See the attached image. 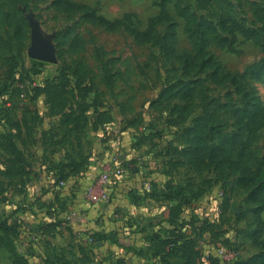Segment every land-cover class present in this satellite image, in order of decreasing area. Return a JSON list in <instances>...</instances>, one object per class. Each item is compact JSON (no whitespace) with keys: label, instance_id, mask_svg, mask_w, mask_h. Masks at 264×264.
Wrapping results in <instances>:
<instances>
[{"label":"rangeland","instance_id":"374dc122","mask_svg":"<svg viewBox=\"0 0 264 264\" xmlns=\"http://www.w3.org/2000/svg\"><path fill=\"white\" fill-rule=\"evenodd\" d=\"M71 1L113 20L131 16L110 31L82 10L58 11L53 0H0V221L18 231L12 244L32 264H204L202 248H209L206 258L238 264L263 252L264 208L257 209L264 192L255 199L241 179L253 178L264 160V124L247 115L241 129L235 110L247 99L212 72L236 75L249 92L250 114L255 104L264 109V74L248 70L264 60V47L241 34L233 49L211 42L213 62L191 70L181 56L195 51L175 2L168 4L173 20L157 25L160 38L176 23L173 55L163 42L140 43L130 31L144 30L161 0ZM181 3L223 36L232 38L227 18L263 27L264 0ZM29 12L52 38L57 60L22 86L13 77L32 67ZM76 37L81 51L72 48ZM196 123L212 143L240 132L229 164L193 161L189 128ZM115 166L123 173L104 186L108 201H94L90 188L98 190L95 180ZM178 214L206 223L207 232L198 237L192 223L184 235L195 243L160 259L153 233L171 236L168 221ZM99 232H107L105 244L96 241ZM9 248L0 240V264H15Z\"/></svg>","mask_w":264,"mask_h":264},{"label":"trees","instance_id":"16d2710c","mask_svg":"<svg viewBox=\"0 0 264 264\" xmlns=\"http://www.w3.org/2000/svg\"><path fill=\"white\" fill-rule=\"evenodd\" d=\"M170 2H175V7L177 14L184 18L186 23V30L189 34L190 40L194 48V55L186 54L181 56L185 61L186 67H189L191 70L206 69L208 65L213 62V57L208 52V46L211 42H216L220 46L229 47L230 49L234 48L235 42L238 39V34L242 36L253 39L256 43L264 47V8L260 9V18L263 20V27L249 28L245 27L236 21L233 18H227L223 22V27L229 30L232 38L229 36H223L219 33L217 27L210 22H207L205 19L199 17L196 11H193L188 6H184L181 3V0H161L160 2V13L156 16H153L149 19L147 27L144 30L130 28L131 33L135 36L136 40L140 43L148 42H163L165 48H168L171 54L176 55L175 53V44L177 42L175 25L176 23L172 22L169 27V31L164 37L158 38L157 36V25L166 22L172 21L173 16L168 10V4ZM53 6L58 11L71 13L77 10H82L85 13V20L95 25L102 26L110 31H115L121 26L126 25V20L131 15H125L121 19H110L104 14H101L95 7L88 4L76 3L71 0H53ZM83 39L81 37H76L72 42V48L74 51H81ZM48 63L46 61L32 59V67L24 68L21 71L15 73L13 80L17 81L18 84L24 86L26 82L34 81L35 77L37 78L44 70V67ZM218 66V65H217ZM220 68H215L212 72V77L216 79L219 83H225L227 81H232V83L239 89L241 93L244 94L245 99L248 100L249 92L243 88L242 84L237 80L236 75L233 74H222L223 78H219ZM249 72L253 75H262L264 74V60L254 65H251L248 68ZM13 83L10 82L7 86H10ZM245 100V105L235 110V115L237 117V124L243 126L244 117L249 115V120L255 119L259 123L264 124V109L260 107L259 104H255V110L250 114L248 109H251L250 101ZM259 117V118H257ZM200 126L196 123L195 127L189 128L190 133H195L196 137L194 139V147L192 149V159L198 166H205L210 163L217 164H229V158L232 152L235 150V147L238 143L240 132H235L224 136L219 142L212 143L199 132ZM240 131V130H239ZM246 175V174H245ZM241 183L248 187L254 188L253 196L256 199L264 192V160L260 162V168L258 169L256 175L247 180L246 176L241 179ZM264 206H261L257 209V212H260ZM259 235L262 230V221L258 220ZM194 223L195 229L197 231L198 237H204L207 232V229L204 228V225L197 224L196 221L191 220L186 216H177L170 218L168 221L167 228L173 232L171 236L161 237L159 232H154L153 237L157 241V254L156 256L161 255L160 259H165L166 255H175L180 251V249L187 250L195 242L192 238H189L188 235H184V231L187 227L191 226ZM132 226H134L132 224ZM143 231L145 228H139ZM115 231L112 232L111 236L116 237ZM12 234H18L16 228L11 227L6 222L0 221V240L7 241L10 245V251L14 254L13 261L15 264H32V262L19 252V250L12 244ZM95 236V235H94ZM186 237V238H185ZM97 242H107V232H99L96 234ZM183 241V242H182ZM181 242V243H180ZM167 245H170V249L167 250ZM264 245V242H263ZM209 248H202L198 250V257L200 256L204 260V264H225V261H220V258L216 254H210L206 258ZM162 261V260H161ZM238 264H264V251L256 254L251 258L247 263H238Z\"/></svg>","mask_w":264,"mask_h":264},{"label":"water","instance_id":"95a60500","mask_svg":"<svg viewBox=\"0 0 264 264\" xmlns=\"http://www.w3.org/2000/svg\"><path fill=\"white\" fill-rule=\"evenodd\" d=\"M27 17L31 26V45L28 49L30 57L46 62L56 61V47L52 38L45 33L41 23L31 12L27 13Z\"/></svg>","mask_w":264,"mask_h":264},{"label":"built area","instance_id":"2783aa9c","mask_svg":"<svg viewBox=\"0 0 264 264\" xmlns=\"http://www.w3.org/2000/svg\"><path fill=\"white\" fill-rule=\"evenodd\" d=\"M122 173H123V169L119 166H115L113 168L106 169L105 171H103L100 174L99 178L97 180H95V184L99 186V189L94 190V187L90 188L91 199H93L94 201H99V200L108 201L109 196L106 193V191L104 190V186L106 184H108L109 182H111L114 177L121 176ZM60 183L62 185H64L66 183V181L61 180ZM220 253L224 259H229L230 255L227 254L225 250H223V249L220 250Z\"/></svg>","mask_w":264,"mask_h":264}]
</instances>
